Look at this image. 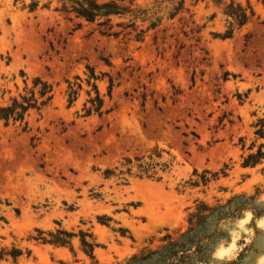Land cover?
Returning <instances> with one entry per match:
<instances>
[{"label": "rangeland", "instance_id": "1", "mask_svg": "<svg viewBox=\"0 0 264 264\" xmlns=\"http://www.w3.org/2000/svg\"><path fill=\"white\" fill-rule=\"evenodd\" d=\"M32 1L0 0V104L22 90L23 74L29 82L47 80L55 93L43 109L30 111L27 125L0 120V251H31L0 264H93L77 237L73 251L28 239L36 228L59 223L93 232L96 260L110 264L158 246L166 234L179 237L200 205L224 204L237 210L212 219L210 264H264V162L242 166L248 147L264 142L255 134L264 118L263 0H186L141 40L140 27H124L129 17L113 19L106 30L55 1L35 7ZM97 1L128 9L152 3ZM231 1L255 14L223 39L218 35L230 23L223 10ZM87 64L114 79L110 96L108 76L98 82L102 115L83 116L86 84L74 105L67 102V82L86 77ZM150 154L168 166L160 180L106 178L107 169ZM225 165L226 176L188 185L195 171ZM103 215L110 224L98 220Z\"/></svg>", "mask_w": 264, "mask_h": 264}, {"label": "trees", "instance_id": "2", "mask_svg": "<svg viewBox=\"0 0 264 264\" xmlns=\"http://www.w3.org/2000/svg\"><path fill=\"white\" fill-rule=\"evenodd\" d=\"M57 2L62 9L70 13H74L76 17L85 19L89 22H96L99 26L110 30L113 25L112 20L115 18H127L129 21L124 27L132 26L140 27L137 36L143 39L145 33L160 25L164 19L174 18L184 7L186 0H152L150 5L137 6L133 9L121 7L115 2H98L97 0H48L47 4ZM219 3L220 0H212ZM39 4V0H33V7ZM264 4V0H263ZM223 13L230 19L229 26L224 33H219V37L225 39L233 36L234 32L243 27L255 14L254 10L249 6L231 1L224 7ZM139 21L141 25H136ZM146 27H143L146 24ZM122 26L123 23H118ZM104 32H107V31ZM120 31L110 32L109 34L118 35ZM23 74V73H22ZM86 77L75 76L74 80H69L66 88L67 102L69 106L75 104L83 90L84 84L88 86L86 89L87 99L83 105V116H91L94 114L102 115L105 111L104 94L99 89L98 82L104 80L108 76V95L110 96L114 87V79L108 73H97L95 67L90 64L86 65ZM24 86L21 91L13 95L5 104H0V120L5 125L23 124L27 125V116L30 111H40L47 106L54 97V85L43 78L36 76L28 81L23 74ZM255 134L258 139H264V118H260L255 125ZM244 142V139H241ZM256 144L253 142L248 147V152L242 156L243 167H256L264 162V142H261L257 149L254 150ZM245 148V143H243ZM161 155L156 157L148 155L147 158L135 157L134 159H126L123 167L120 169L116 166L113 169H107L106 178L116 176L120 180L128 182V177L138 176L140 178L147 177L160 180L162 175L160 171L167 170L168 166L161 161ZM116 170H119L116 172ZM210 174V176H208ZM198 176L197 179L188 181L191 187L200 185L207 186L211 180H216L219 176L227 175V165L219 171L211 172L204 170L202 173L194 172ZM237 210L231 209L229 204L222 205L219 209L211 208L208 205H200L197 212L190 215L188 219V228L179 237L166 234L161 239V243L156 247H143L140 251L117 260L110 264H210L208 260L209 247L217 237V230L212 228V219L221 220L227 216L234 215ZM98 220L103 224H110L113 220L106 215L98 216ZM79 238L81 250L93 260V264H100L96 260L95 250L100 246L93 232L89 230L79 229L70 231L65 229L60 223L59 227L54 230L35 229V233H31L28 237L41 244H51L60 247H68L73 251V240ZM30 255L31 251L25 252L22 248L12 247L11 249H2L0 251V260L10 257L17 263L19 258L24 254ZM231 264V263H229Z\"/></svg>", "mask_w": 264, "mask_h": 264}]
</instances>
